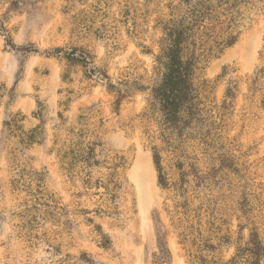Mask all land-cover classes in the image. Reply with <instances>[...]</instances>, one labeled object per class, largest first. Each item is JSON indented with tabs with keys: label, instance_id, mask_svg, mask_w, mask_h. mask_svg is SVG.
<instances>
[{
	"label": "rangeland",
	"instance_id": "rangeland-1",
	"mask_svg": "<svg viewBox=\"0 0 264 264\" xmlns=\"http://www.w3.org/2000/svg\"><path fill=\"white\" fill-rule=\"evenodd\" d=\"M169 2L0 0V264L227 261L251 230L264 246V11L202 63L205 123L163 141L146 89Z\"/></svg>",
	"mask_w": 264,
	"mask_h": 264
},
{
	"label": "trees",
	"instance_id": "trees-1",
	"mask_svg": "<svg viewBox=\"0 0 264 264\" xmlns=\"http://www.w3.org/2000/svg\"><path fill=\"white\" fill-rule=\"evenodd\" d=\"M166 18H159L161 37L158 40V53L154 56L156 79L149 91V110L157 115V128L163 141L170 136H183L186 130L197 127L204 120V107L196 82L202 63L218 58L226 49L235 45L245 27V13L253 16L264 11V0H171L166 5ZM250 22L251 19L247 18ZM62 52L61 49H56ZM63 52L69 63L87 65L84 53L75 56ZM264 74V69L255 73L252 82ZM107 90L114 94L115 109L119 108L125 93L109 84ZM123 93V94H122ZM235 98L230 89L225 91V100L219 108L225 107L227 100ZM93 148L83 150L85 164L90 163ZM153 162L158 172L159 185L164 183L160 156L153 148ZM186 214L189 208H176ZM242 226L239 227V231ZM184 239H182L183 241ZM185 241V240H184ZM212 252L214 246L204 242L202 248ZM192 264H261L264 260V246L256 231L251 230L247 241L239 236L234 246V255L227 261H215L202 254L190 256ZM85 262L90 263L87 254Z\"/></svg>",
	"mask_w": 264,
	"mask_h": 264
}]
</instances>
